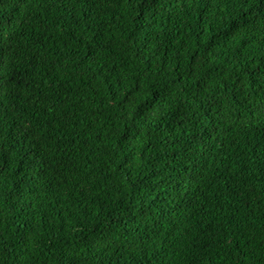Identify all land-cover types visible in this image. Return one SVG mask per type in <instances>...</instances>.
<instances>
[{
  "label": "trees",
  "instance_id": "trees-1",
  "mask_svg": "<svg viewBox=\"0 0 264 264\" xmlns=\"http://www.w3.org/2000/svg\"><path fill=\"white\" fill-rule=\"evenodd\" d=\"M0 264H264V0H0Z\"/></svg>",
  "mask_w": 264,
  "mask_h": 264
}]
</instances>
